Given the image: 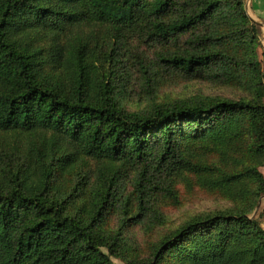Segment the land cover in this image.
Masks as SVG:
<instances>
[{"label": "trees", "instance_id": "obj_1", "mask_svg": "<svg viewBox=\"0 0 264 264\" xmlns=\"http://www.w3.org/2000/svg\"><path fill=\"white\" fill-rule=\"evenodd\" d=\"M95 26L116 42L130 36L177 42L188 35V49L159 60L235 86L242 95H201L148 111L126 110L102 82V71L94 74ZM31 31L50 35L49 53L33 43L36 35H26ZM259 36L244 0H0V133L52 131L84 155L108 161L113 172L87 207L81 181L71 191L58 182L76 163L75 151L59 153L52 144L46 152V140L36 138L37 155L0 165V264H115L113 254L130 264H264V209L253 217L264 195ZM50 60L64 62L68 75L62 67L45 71ZM140 67L148 75L143 61ZM151 157L159 170L186 173L190 190L201 188L228 204L195 215L144 259L131 257L120 232L112 235L103 226L118 200L117 172L130 163L143 166L135 194L136 217L144 215Z\"/></svg>", "mask_w": 264, "mask_h": 264}, {"label": "rangeland", "instance_id": "obj_2", "mask_svg": "<svg viewBox=\"0 0 264 264\" xmlns=\"http://www.w3.org/2000/svg\"><path fill=\"white\" fill-rule=\"evenodd\" d=\"M248 17L257 24L260 36L257 41L258 57L262 63L264 72V34L262 26L256 22L251 11V0H244ZM91 25L87 26V32ZM96 35H93L92 47H96L94 63L97 69L94 74L102 71V82L109 85L111 94L117 100L119 106L129 111H148L155 105H165L179 99H190L201 95L222 96L226 98H240L242 92L235 86L214 83L200 76L187 74L184 71L173 69L159 60L160 55L173 52H181L189 48L188 35L183 36L177 42H152L139 39L136 36L125 38L121 42L108 35H103L105 29L95 26ZM202 29L199 28L198 31ZM94 34V32H93ZM26 35H36L33 43L42 45L45 53L51 50L50 35L35 34L31 31ZM25 35V36H26ZM54 36V35H51ZM55 37V36H54ZM65 35L63 41H65ZM49 55V54H48ZM140 61L148 68V75L143 74ZM62 67L63 75H68L67 65L48 63L45 71L50 72ZM68 70V71H67ZM101 70V71H100ZM46 140L47 151L57 150L59 153L68 148L75 151L76 163L68 167V170L60 175L58 182L62 186L67 185V190L81 181L80 186L86 187L84 202L90 207L93 202V191L102 185L106 188L109 176L108 161L94 159L80 152L77 146L69 142L65 136L54 135L52 131L36 129L33 132L8 131L0 133V165L23 161L29 153L37 155L39 141ZM77 148V149H76ZM155 151L152 152L153 155ZM50 159V157H48ZM148 165L145 186L151 194L148 201V209L144 215L136 217L137 197L135 194L137 181L143 166L127 164L117 172L115 188L117 190V202L112 209H108L104 221V228L112 235L120 232L122 248H126L131 257L138 256L146 259L151 257L153 248L163 239L173 235L180 227L197 214L209 213L226 206V201H218L203 192L201 188L190 190L181 175L169 173L166 170L156 168V160L146 162ZM120 163H114L117 167ZM264 174V165L261 167ZM146 178H149L147 181ZM173 189L177 197L170 194L167 189ZM201 189V190H200ZM128 201L127 207L123 203ZM264 195L260 198V205L253 217L258 218L264 209ZM136 217V218H135ZM264 228V217L261 219ZM107 251L105 248H103ZM111 259L115 264H130L122 256L113 254Z\"/></svg>", "mask_w": 264, "mask_h": 264}, {"label": "crops", "instance_id": "obj_3", "mask_svg": "<svg viewBox=\"0 0 264 264\" xmlns=\"http://www.w3.org/2000/svg\"><path fill=\"white\" fill-rule=\"evenodd\" d=\"M250 8L255 17L254 19L262 26L264 34V0H251Z\"/></svg>", "mask_w": 264, "mask_h": 264}, {"label": "water", "instance_id": "obj_4", "mask_svg": "<svg viewBox=\"0 0 264 264\" xmlns=\"http://www.w3.org/2000/svg\"><path fill=\"white\" fill-rule=\"evenodd\" d=\"M259 205H260V203H259ZM259 205H258V207H257L256 211L258 210V208H259Z\"/></svg>", "mask_w": 264, "mask_h": 264}]
</instances>
